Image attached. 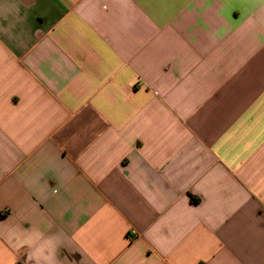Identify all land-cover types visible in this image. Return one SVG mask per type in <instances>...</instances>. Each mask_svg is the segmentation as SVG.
<instances>
[{"label": "crops", "instance_id": "crops-1", "mask_svg": "<svg viewBox=\"0 0 264 264\" xmlns=\"http://www.w3.org/2000/svg\"><path fill=\"white\" fill-rule=\"evenodd\" d=\"M0 264H264V0H0Z\"/></svg>", "mask_w": 264, "mask_h": 264}]
</instances>
